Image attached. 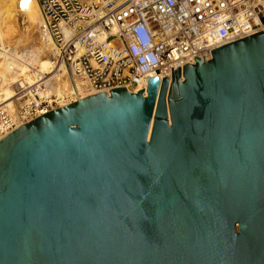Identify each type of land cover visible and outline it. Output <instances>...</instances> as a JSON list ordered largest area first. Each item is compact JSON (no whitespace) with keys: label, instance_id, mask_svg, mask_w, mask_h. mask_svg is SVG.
<instances>
[{"label":"water","instance_id":"1","mask_svg":"<svg viewBox=\"0 0 264 264\" xmlns=\"http://www.w3.org/2000/svg\"><path fill=\"white\" fill-rule=\"evenodd\" d=\"M0 139V264H264V30Z\"/></svg>","mask_w":264,"mask_h":264},{"label":"built area","instance_id":"2","mask_svg":"<svg viewBox=\"0 0 264 264\" xmlns=\"http://www.w3.org/2000/svg\"><path fill=\"white\" fill-rule=\"evenodd\" d=\"M37 2L52 73L31 84L18 80L9 101L0 95V139L92 94L126 85L136 93L148 74L170 79L171 68L195 64L193 56L210 59V50L264 30V0Z\"/></svg>","mask_w":264,"mask_h":264},{"label":"bare ground","instance_id":"3","mask_svg":"<svg viewBox=\"0 0 264 264\" xmlns=\"http://www.w3.org/2000/svg\"><path fill=\"white\" fill-rule=\"evenodd\" d=\"M17 15L24 17L23 30L18 26ZM41 24L37 0H0V95L4 101L14 96L13 87L18 80L31 84L38 76L52 73V44L41 32ZM36 31L40 33L39 45L32 43ZM30 43L35 45L29 47ZM62 87L54 89L56 95L65 93L66 86Z\"/></svg>","mask_w":264,"mask_h":264},{"label":"rangeland","instance_id":"4","mask_svg":"<svg viewBox=\"0 0 264 264\" xmlns=\"http://www.w3.org/2000/svg\"><path fill=\"white\" fill-rule=\"evenodd\" d=\"M17 22H18V26H20L19 28L21 29V30H23V27H25L26 26V24H25V20H24V17H23V15H17ZM33 40H32V43H35L36 45L38 44L39 45V38H40V33H39V31H36L35 33H34V35H33ZM32 43H30V45H29V47L30 46H34L35 44H32Z\"/></svg>","mask_w":264,"mask_h":264}]
</instances>
